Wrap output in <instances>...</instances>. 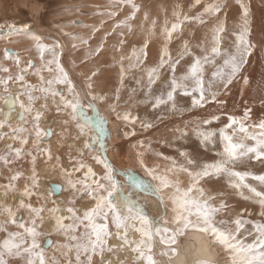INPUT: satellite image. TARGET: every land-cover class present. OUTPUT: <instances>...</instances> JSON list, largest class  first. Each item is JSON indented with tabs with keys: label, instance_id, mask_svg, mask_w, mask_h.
I'll list each match as a JSON object with an SVG mask.
<instances>
[{
	"label": "snow or ice",
	"instance_id": "obj_1",
	"mask_svg": "<svg viewBox=\"0 0 264 264\" xmlns=\"http://www.w3.org/2000/svg\"><path fill=\"white\" fill-rule=\"evenodd\" d=\"M236 4L238 22L231 31L224 12L226 0H194L190 8L202 5L194 15L183 13L178 10L182 6L176 5L174 21L170 23L165 16L160 26L158 60L153 65L147 63L148 49L157 38L158 20L149 23L148 12L138 26L142 42L124 52L128 36L136 31L133 21L141 8L135 0H108L103 6H91L93 15L107 17L113 25L95 48L90 39L103 31L108 21L101 19L99 26L77 20L54 24L73 49L88 46L82 62L99 55L108 36L119 35L113 45L119 53L113 56L118 86L111 92L96 90L94 77L99 68L81 73L84 86L78 85L62 63L65 45L59 40L45 43L47 37L23 20L0 21V142L8 141L0 149V167L11 173L4 178L5 184H0L4 198L0 200V264L13 260L17 264H264V171L250 167L253 163L264 166V118L253 121L252 109L247 106L242 115L224 112L225 101L219 99L257 47L251 40V2L236 0ZM84 7L88 6L72 4L61 11L84 15ZM124 8L130 11L124 14ZM186 23L205 30L194 45L181 39L173 56L170 45L177 38L174 34L182 35ZM69 26L89 28L91 33L71 32ZM117 29L121 31L117 33ZM20 40L30 42L23 49V58L19 50L10 47ZM133 70L139 74L132 76L136 86L127 90L124 99V81ZM29 76H35L37 82L32 83ZM242 80L245 86L249 84L247 76ZM259 91L264 95V83ZM137 93H142L140 99H134ZM177 95L189 98L190 104H179ZM50 103L61 117L60 131L55 133L61 147L74 129L73 143L67 145V164L60 154L53 155L51 145L41 147L43 140L54 134L51 126L42 127ZM101 104L107 105L119 122L117 134L133 140L134 165L143 175L133 166H117L109 157L113 133ZM137 104L160 111V120L168 114L182 118L194 109L215 104L216 111L182 119L171 129L174 140H185L191 133L206 150H213L215 158L201 161L177 149L178 159L153 148L150 138H138L137 126L146 132L155 124L133 115L132 107ZM261 104L264 106V99ZM41 157L45 163L54 160L51 167L60 176V182L48 188L47 196L39 192ZM149 157L155 159L150 162ZM24 158L30 163L28 175L15 167ZM182 176L187 178L186 184ZM220 178L238 197L259 206L260 219H250L248 209L234 213L226 192L205 187L207 181ZM20 179L25 183L13 207L7 200L10 193L18 191ZM60 192L67 193V199L58 202L53 197ZM78 200L86 203L78 207ZM46 221L52 225L49 232L42 230ZM52 235L63 240L53 242ZM42 238H48L47 243L54 247L50 257Z\"/></svg>",
	"mask_w": 264,
	"mask_h": 264
},
{
	"label": "bare ground",
	"instance_id": "obj_2",
	"mask_svg": "<svg viewBox=\"0 0 264 264\" xmlns=\"http://www.w3.org/2000/svg\"><path fill=\"white\" fill-rule=\"evenodd\" d=\"M107 2L108 0H0V21L10 18L18 21L19 20L26 21L28 18H30L32 22L29 23L34 27V29L38 33H42L45 37H47V39L44 41L45 43L52 44L55 41L59 40L61 43L65 45L64 53L62 55V63L64 64L65 68L69 71L70 75L72 76V79L78 85L84 86L85 77L84 75H81V73L89 74L92 70L99 68L100 70L103 71V74L100 77L97 76L94 77L95 88L97 91L103 90L110 92V82L118 73V67L113 66L114 64L113 56L118 57L119 53L114 51L113 45L117 44L120 38L113 40L114 34L108 36L104 50L99 55L92 56L88 62H82L85 57V49L88 46L80 45L78 49H73L70 46L71 42L69 41V39L63 37L53 26L54 24H58V23H67L69 20L83 21L86 24L97 25V26H99L101 19L108 21L104 25L103 31L98 32L95 35L94 39H90V44L92 48H95L96 45L100 42L104 32L110 31L113 25L111 21L108 20L107 17H101L98 15L91 16L93 10L92 7H90V5L103 6ZM135 2L141 5L140 11L137 14L135 21H133V24L136 26V31L134 32V34L128 36V43L124 47V52L128 53L131 45H133L134 43L139 45L142 42L143 36L139 32L138 26L140 25L143 19V14L145 12H148L149 23L153 18H156L158 20L157 38L154 39L153 43L149 46L148 49L147 63L149 65H153L158 60V50L160 48V43H161L159 39V31H160V26L162 25L165 19V16H167V19L171 23L175 19L172 15L175 6L176 5L182 6L181 9L178 10H182V8H184V10L182 11L183 13L187 14L188 11L190 12L189 6L193 4L194 0H135ZM250 2H251L250 19L252 22L251 40L257 45L252 55L249 57L248 63L246 64V66L250 65L251 67L249 68L244 67L240 75L237 77L236 81H234V83L230 86L228 92L220 95L219 99L225 101V105L222 111L236 115H241L243 113L245 106H247L252 109L251 117L254 116L255 118V115L257 114H259L260 116L264 115V106H262L261 104V100L264 99V95H262L259 91V85L261 83H264V51H262V49H264V0H250ZM72 4L87 5L88 7H84L82 9V12L85 14L78 15L75 12V10H73L72 15H68L67 13L61 11L64 7ZM228 4H229V10L231 11L230 16L232 17V20L230 21V23H228V25H230V27L233 28V26L238 22L239 7L236 4V0L231 1ZM200 6H201L200 8L199 6H197V8H194V10L192 11L194 12L193 15L201 10L202 5ZM123 11H124L123 13L126 14L127 12L130 11V9L124 8ZM67 30L75 33H82L85 36H89L91 33V30L89 28L76 27V26H69ZM186 30L188 35H192L194 33V36L192 35L190 38H195V43L199 41L202 33L204 32V28L201 27H198L197 30H194L192 26H189ZM119 31L121 30H118L117 33ZM29 46H30V42L27 40H20L18 43L10 45V47L19 50L21 52L22 58L25 56L23 49ZM0 47H3V45H0ZM177 48H178L177 44H174L173 49H171L173 56H175ZM31 55L35 57L36 53H31ZM73 61L75 62L74 64ZM37 63H39L38 60ZM259 67H261L260 69H262L263 71L259 70L258 69ZM132 72L128 75L126 81L129 79V82L133 85L134 80L132 79L133 76ZM243 76H247L249 78V84L247 86L243 84V80H242ZM28 79L32 83L37 82L35 76H29ZM117 86L118 85L116 84L114 88ZM156 87L158 88L159 84ZM11 90L15 92L16 87L12 86ZM122 94H123V90L121 91V95ZM177 97H183V96L177 95ZM183 98H187V97H183ZM134 99H137V96ZM177 102L181 103L180 101ZM37 107H39V104H37ZM137 107L138 104L132 107L133 115L138 114L141 117V119L147 118L148 120H150L149 118V112L151 108L150 105L145 106V109L148 111L147 114L139 113V109ZM50 108L51 111L45 112L44 119H46L47 123L42 122V127L47 128L51 126L54 130V134L50 138H45L41 144V147L51 145L53 155L60 154L62 156L63 162L67 164V145L73 143L71 139V133L74 131V129L69 130L70 134L68 139L62 142L65 146L61 147L60 144L58 143L59 137L55 134L60 131L61 125L58 123V120L61 119V117H58L56 115L55 109L54 107L51 106V103H50ZM100 108H101V112L107 115L109 117V120L111 121V123L109 124V128L113 133V138L111 141H109V145H110L109 157L113 159V162L116 163L117 166L119 167L133 166L137 174L143 175V173L138 168H135L134 165V155H133L134 150L131 148V144L133 143V140L124 139L122 136L117 134V130L119 128V122L113 119L112 114L108 111L107 105L101 104ZM216 110H217V106L215 104H209L205 108H202L201 110L197 109L195 111H191V113L189 114L187 113L188 115H184L182 118L178 114H168L167 117L162 121L158 119V117L160 116V114H158V116L155 117L156 118L155 120H157L158 123L157 127H153L145 132L137 126V137L138 138L142 137L147 139L146 138L147 135L150 134L152 135V137L150 138L153 142L152 146H155L157 141H161L169 138L170 135L172 134L171 129L174 126H176L177 123L180 124L182 119L188 120L190 118L203 117L206 116L209 112H214ZM12 123L14 125L17 123L15 117H13ZM219 126H220L219 124L212 125V127H219ZM6 142L8 141L0 142V149H3V145ZM197 143H199V140L190 133L185 140H174L172 137L170 143L161 144L158 147V149L159 151L164 152L166 155L175 156L179 159L177 149L185 150V147L190 146L191 144L195 146V144ZM113 145L114 148L112 147ZM28 147H31V145L29 144ZM72 154L75 155V151H73ZM193 154L195 159L198 158L197 149L193 151ZM200 157L198 158V160H200ZM153 159L155 158L149 157L150 162ZM53 163H55L54 160L50 163H45L43 157H41L38 161V172L41 177L39 192L44 196H47V191L48 188L51 186V184L60 182V176L58 174V170L51 167V164ZM15 167L20 168L25 175H28L30 172V163L27 158L20 160L17 163V165H15ZM9 175H11V173H9L6 168L0 167V184H5L6 180L4 178ZM181 179L185 181V184L187 183L186 177L182 176ZM24 183L25 181L23 179L17 181L16 184L18 191L16 193H10L7 203L12 204L13 207H15L16 199L19 196V191L23 189ZM224 184L223 186L220 183V180L218 181L216 179H212L205 183V187L211 189L212 191L226 192L228 194V203L232 202V205H234V208L236 209L235 212H239L241 209H248L252 213L259 212V209L257 208L256 204L252 203L255 205L254 207L248 201L241 199L235 193H233L232 190L227 188L226 183ZM53 198L56 199L58 202L63 201L67 199V193L60 192L57 195H55ZM3 199L4 198L0 196V200ZM32 202L33 204L37 203L35 196L32 198ZM85 203L86 200H78L77 206L79 207ZM24 215L26 216V214ZM51 227H52L51 223L46 221L42 230L44 232H49L51 230ZM0 236H3V233H0ZM50 238L52 239L53 242L63 240L62 237L56 235H52ZM46 239L48 238H42V246L46 249V255L50 257L54 254V247H50L49 244L46 245L45 244ZM10 264H17V262L13 260L10 262Z\"/></svg>",
	"mask_w": 264,
	"mask_h": 264
},
{
	"label": "rangeland",
	"instance_id": "obj_3",
	"mask_svg": "<svg viewBox=\"0 0 264 264\" xmlns=\"http://www.w3.org/2000/svg\"><path fill=\"white\" fill-rule=\"evenodd\" d=\"M231 1H233V0H226V4H227V6L228 7H226L225 9H224V12L227 14V20H228V23H230V21L232 20V17L230 16V10H229V4L228 3H230ZM208 2H211V0H208ZM92 5H90V7H91ZM201 6H199V8H200ZM195 8H197V7H195ZM92 10H93V8H92ZM182 10H184V8H182ZM189 10H190V12L188 11L187 12V14L189 13L190 15H193V13L194 12H192L193 10H194V8H189ZM124 12V11H123ZM192 12V13H191ZM223 14V13H222ZM91 16H93V14L91 15ZM122 17V16H121ZM88 18H89V16H88ZM174 21V20H173ZM172 21V22H173ZM26 22H32V20L30 19V18H28L27 20H26ZM187 25V26H186ZM189 26H192L193 28H194V30H197L198 29V25H195V24H190V23H186L184 26H183V32H182V35L181 34H175L176 36H177V38L173 41V43L170 45V47L172 46V48L171 49H173V45L174 44H177V47H179V45H180V42H181V39H188L192 44H194L195 43V38H190L192 35H188V33H187V28L189 27ZM195 26V27H194ZM197 26V27H196ZM207 27H210V25H208ZM257 27V26H256ZM233 28L232 27H230V25H228V30L229 31H231ZM118 30H120V29H117V31ZM205 30V29H204ZM117 38H120L119 37V35L118 34H114V39L113 40H115V39H117ZM135 44V43H134ZM249 64H251V63H249ZM253 64V63H252ZM244 67H247V68H249V67H251L250 65H248V66H244ZM261 67H259L258 69L259 70H261V71H263L262 69H260ZM133 76H135V75H139L138 73H136L135 72V70H133ZM103 74V71L102 70H100L99 69V73H98V75H97V77H100L101 75ZM167 70L165 69L164 70V77L163 78H167ZM118 85V73L115 75V77L113 78V80L110 82V92H111V90H113L114 89V86L115 85ZM136 85H135V83L133 82V85L129 82V79L126 81V79H125V81H124V88L122 89L123 90V94H122V97H124V99H127V96H128V92H127V90L129 89V88H131V87H135ZM259 96H262V95H259ZM142 97V93H137V99H139V98H141ZM177 101H180L181 103H179V104H181V105H184V106H187V105H189L190 104V99L189 98H183V97H177ZM138 109H139V113H146L147 114V110L145 109V106L144 105H139L138 104V107H137ZM198 110H201L200 108H197ZM197 109H194L193 111H195V110H197ZM160 111H152V109L150 108V112H149V118H150V121H152L154 124H156L155 125V127H157V125H158V123H157V120H155L156 118V116H158V114H160L159 113ZM191 113V112H190ZM189 114V113H188ZM188 114H185V115H188ZM242 115V114H241ZM251 118H253V119H255V120H253V121H258L260 118H264V115H259V114H257V115H255V118H254V116L253 117H251ZM155 120V121H154ZM162 121V120H161ZM158 122H160V121H158ZM178 124V123H177ZM173 127V126H172ZM121 136V135H120ZM148 136H149V138H151L152 137V135H150V134H148L147 135V139H149L148 138ZM174 136V133L172 132V134L170 135V137L169 138H167V139H164V140H161V141H167V143H170L171 142V140H172V137ZM166 143V144H167ZM161 144H164V143H160V141H157V143H156V145L155 146H153V148H155V149H157V150H159L158 149V147L161 145ZM184 146V145H183ZM195 149H197V152H198V158L200 157V160L201 161H204V160H212V159H214L215 157L213 156V150L211 149V148H209V149H205L201 144H200V142L199 143H197V144H195V146L193 145V144H191L190 146H187V147H185V150L194 158V154H193V151L195 150ZM174 154H176V153H174ZM198 158H196V159H198ZM250 167L252 168V170L253 171H256V172H260V171H264V166H261L260 164H258V163H253L252 165H250ZM220 180V183L223 185L224 183H226L225 182V179L224 178H220V179H218V181ZM249 182H251V183H254L253 181H249ZM225 185V184H224ZM223 185V186H224ZM249 203H251V202H249ZM252 204V203H251ZM229 205H231L233 208H234V205H232V202L231 203H229ZM254 207H255V205L254 204H252ZM257 208L259 209V206L257 205ZM235 208L233 209V212H235ZM252 213V212H251ZM250 219H253V220H257V219H260L259 217H258V215H257V213H252V215H251V217H249Z\"/></svg>",
	"mask_w": 264,
	"mask_h": 264
},
{
	"label": "water",
	"instance_id": "obj_4",
	"mask_svg": "<svg viewBox=\"0 0 264 264\" xmlns=\"http://www.w3.org/2000/svg\"><path fill=\"white\" fill-rule=\"evenodd\" d=\"M45 244L48 245V243H47V239H46V241H45Z\"/></svg>",
	"mask_w": 264,
	"mask_h": 264
}]
</instances>
